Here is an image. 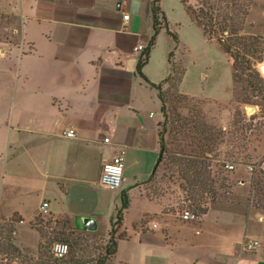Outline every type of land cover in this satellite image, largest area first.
Returning a JSON list of instances; mask_svg holds the SVG:
<instances>
[{
  "label": "crops",
  "instance_id": "1",
  "mask_svg": "<svg viewBox=\"0 0 264 264\" xmlns=\"http://www.w3.org/2000/svg\"><path fill=\"white\" fill-rule=\"evenodd\" d=\"M150 2L17 0V10L0 8L17 17V42L0 47V217L21 218L15 230L20 248L39 245L32 222L43 201L48 213L76 226L77 216L95 217L98 227L103 218L107 234L126 189L124 237L106 264H264V242L247 249L244 241L263 237L261 215L256 226L246 217L251 209L217 208L193 222L175 207L165 210L149 192L159 154L160 100L137 72L141 52L134 46H146L153 33ZM160 5L181 34L174 11L165 0ZM170 7L190 31H200L205 48L213 46L180 0ZM173 48L160 29L142 67L149 81L169 74ZM185 81L186 75L182 92L209 97L191 93ZM67 127L75 128L74 137L62 134ZM119 150L125 152L123 181L111 190L99 176Z\"/></svg>",
  "mask_w": 264,
  "mask_h": 264
},
{
  "label": "rangeland",
  "instance_id": "2",
  "mask_svg": "<svg viewBox=\"0 0 264 264\" xmlns=\"http://www.w3.org/2000/svg\"><path fill=\"white\" fill-rule=\"evenodd\" d=\"M167 2V9L171 15L174 14L178 20L177 25H181V34H178L179 44L172 50L173 60L179 62L176 64L177 73L175 79L172 83H176L179 78L182 79L186 75L185 85L188 91L194 94L207 95L204 96H194L198 101V107L202 109L207 123H212L218 128H221L225 133V139H235L237 144L242 143L245 148L235 147L231 144H222L219 150L220 159L217 162H225V166L222 167L221 176H226L223 187L220 183L216 184L217 187V198L214 202L207 200V208L209 209H229V210H239L248 211L251 209L253 214H246L247 219L252 220L251 223L259 224L256 219V215L262 216L261 221L264 222V210L256 209L247 201L246 196L250 188V178L252 174H257L264 178V115L259 112V105L254 104V100H257L256 96L251 95L250 102H244L245 95L250 96L249 92L242 90L244 83L234 82L233 86L230 87V80L233 79L232 76V60L223 52L215 39H209L205 33V37L212 41L213 46L205 48L203 46V41L198 31L193 32L186 27L185 23L181 22V15L177 12V9H171V4L175 0H165ZM189 0V4L192 8V14L198 18L200 16V8L206 6H212L215 10L216 19L219 20L223 15L227 14L226 26L227 29L221 33L225 38H234L235 34L230 33V29H233L234 24H240L242 29L239 31L240 34L251 35L252 33L258 39V44L256 45V53L254 56H250L252 61V67L249 71L251 76L257 81L256 70L262 74L264 78V0ZM177 2V0H176ZM0 8L2 10L10 11L11 9L17 10V0H0ZM0 9V47L4 44L16 43L17 42V17L11 13H7ZM187 11V10H186ZM188 13V12H187ZM221 16V17H220ZM202 18V17H199ZM220 21H215L218 24ZM197 25V24H196ZM198 26V25H197ZM184 27L185 30H184ZM176 30V29H175ZM199 30V29H198ZM230 36V37H229ZM183 39H182V38ZM187 40L189 47L191 49L192 56L188 53L186 47L183 45V41ZM173 40V39H172ZM182 40V41H181ZM185 42V41H184ZM171 52V51H170ZM169 52V53H170ZM189 54V55H188ZM261 60V61H260ZM169 73L171 72V62ZM208 68H206V66ZM184 66V74L183 72ZM181 73V74H180ZM205 74V75H204ZM232 76V77H231ZM181 79V80H182ZM181 83V81H180ZM180 86V85H179ZM178 86L177 92L183 93ZM175 91V90H174ZM166 92L170 94L174 93L173 90L168 89ZM242 92V93H241ZM176 93V91H175ZM243 94V95H242ZM245 94V95H244ZM190 96L189 94H187ZM215 98V99H214ZM175 99H173L174 101ZM1 102V101H0ZM174 104H183L174 102ZM2 106V105H1ZM180 105L175 107L174 114L172 113L170 117L173 119L176 117ZM253 107L252 110L248 111L247 107ZM2 109L4 106L1 107ZM253 114H257L254 120L251 122L254 126H258V129L248 132L246 138L242 140L232 138L235 131V122L238 118L245 117L243 121L248 122L249 117ZM163 120L161 113V103H160V113L158 122ZM170 131L165 134L169 147L173 145L170 144L172 135ZM225 151L228 152L225 154ZM169 158L165 157L162 163L157 168L153 178L149 181L148 188L150 193L155 197L161 198L163 201L164 209L177 208L181 213L183 210L188 209L191 212L193 210L196 212L194 205L192 206L193 200H189L188 194L180 186L183 181L179 178V175L174 170V166L170 169ZM233 164V168L229 169L226 165ZM213 175L219 171L218 166H212ZM257 172V173H255ZM262 173V174H261ZM97 192H103L102 189L97 188ZM243 211V212H244ZM194 213V212H193ZM183 219H188L181 215ZM201 216V215H199ZM195 219H188L198 221L200 217ZM78 217V216H77ZM2 218L4 220H2ZM12 218V217H11ZM17 220V215H14ZM9 218L3 216L0 217V264H34L37 260L39 253L37 248L28 247H18L21 250V254L13 251L12 247H9V243L15 244V230L17 227V222L11 223L8 221ZM67 218L64 216L51 215L47 211H39L33 222L37 226L43 228V232H46L44 239H40L39 244L43 241L47 244L48 254H53L50 251V245L55 240H61L68 244L69 250L71 249V243L79 240L78 247L82 250L84 249L85 255L91 254H102L103 246L106 243L107 234L102 231L106 226V221L103 218H99V227L95 231H90V233H80L77 230V226L71 224ZM77 220V218H76ZM254 221V222H253ZM129 222V220H128ZM60 232H64L63 236ZM262 238L259 239L261 245L264 242V225L261 229ZM54 236H62V238H55ZM250 236H246L244 241L246 242ZM39 246V245H38ZM70 252V251H68ZM25 256V257H24ZM66 256V255H65ZM64 256V257H65ZM34 257V258H33ZM30 258H33L34 261ZM63 258V257H62ZM27 259V262H26Z\"/></svg>",
  "mask_w": 264,
  "mask_h": 264
},
{
  "label": "trees",
  "instance_id": "3",
  "mask_svg": "<svg viewBox=\"0 0 264 264\" xmlns=\"http://www.w3.org/2000/svg\"><path fill=\"white\" fill-rule=\"evenodd\" d=\"M160 1L161 0H151L150 2L153 33L149 38L147 45L141 51L136 65L137 72L142 75L151 87L157 90L163 116V120L158 122L159 154L148 181L153 178L157 168L164 158H169L171 163V166H169L170 169L174 166L175 172H177L179 178L183 181L180 183V186L187 192L189 200H193L191 205H194V208H196V212L194 210L193 212L197 216H202L208 210L207 199L210 198L209 201L214 202L217 198L218 191L216 184L220 183L223 187V185H225L224 181L227 179L226 176L220 175L223 171L222 167L225 166V162H217L220 159V146H222V144H231L235 147L238 146L241 149L245 148V145L242 143L237 144L235 139H225V133L221 128L216 127L212 123L206 122L202 109L198 107V101L194 96H188L187 94L177 92L182 76L176 83H172V80L175 79L177 73L176 64L179 63L173 60L172 51L169 53L171 72L163 80L158 83H153L142 74V67L148 61L151 48L155 44L156 35L160 29L163 28L173 39L175 47L179 44L178 33L168 23L165 13L161 8ZM180 1L185 6L192 20L202 29L203 33H205L209 39H215L223 52L228 54L231 58L234 82L241 83L242 81L244 83L242 90L250 93V96L249 94H244V102H250L251 95L256 96L257 100H254L253 103L260 106L259 112L263 111L262 115H264V79L257 69V81L255 82L249 72L252 67L250 56L255 55L256 45L258 44V39L255 34H240L239 31L242 27L240 24H234L233 29H230V33L235 34L234 38H225L221 32L227 29L225 23L227 14L225 17L224 15L222 17L220 16L221 18L219 20H214L216 19L215 16L219 17L218 14H214L217 9H214L211 5L204 8L203 5L199 10V17L202 18H196L192 14V8L188 3L189 0ZM206 2L207 1L205 0V5L207 4ZM215 21L220 22L216 24ZM184 71L185 69L183 66L182 75L184 74ZM168 89L173 90L174 93H169L168 95L166 92ZM173 99L175 100L173 101ZM174 102L183 104H174ZM178 105H180V109L175 113L176 117L172 119L170 115L172 113L174 114L175 107ZM256 116L257 114L251 115L249 117V120L251 121L248 122L243 121L245 117L238 118L235 122L236 132L233 134L232 138L236 137L240 139L239 136H241L243 140L248 136H246L248 132L258 129V126H254L251 123ZM168 131H170L171 134L174 132L170 141V144L173 145L172 147L168 146L169 143L167 137H165V134H167ZM226 153L228 152L225 151V154ZM213 165L219 167V171L216 173L218 175L216 176L213 175ZM246 199L254 208L264 210L263 177L257 176V174H252L250 178V188ZM128 205V194L126 189H124L121 191V206L117 209L115 217L110 220V228L107 233V239L103 246L102 254L85 255L84 249L82 250L78 247L79 240L75 239L76 241L71 243L70 252H68L65 257L54 258L51 254H48L47 244H44L45 242L42 241L37 249V252L39 253L37 260L34 261V257L30 259L34 261V264H106L116 251L118 239L124 237V232L120 229L122 226L123 214ZM14 215L12 218L10 217L8 221H11V223L19 222L21 218L17 216L16 220ZM2 220L4 219L2 218ZM64 222L67 223L68 220H64ZM32 225L38 231L40 239H44L46 232H43V228L37 226L35 222H32ZM77 230L80 233H90V231L79 230L78 228ZM60 234L63 236L64 232H60ZM62 236L54 237L62 238ZM9 247H12L13 251L21 254V250L13 244L9 243Z\"/></svg>",
  "mask_w": 264,
  "mask_h": 264
},
{
  "label": "built area",
  "instance_id": "4",
  "mask_svg": "<svg viewBox=\"0 0 264 264\" xmlns=\"http://www.w3.org/2000/svg\"><path fill=\"white\" fill-rule=\"evenodd\" d=\"M128 14H123V18L127 19ZM145 46L142 43H138L134 46V50L141 52ZM261 74V73H260ZM262 76V74H261ZM263 77V76H262ZM264 79V78H263ZM62 134L66 137H74L76 135V130L74 127H67L62 131ZM108 141V137L104 138ZM125 164V152L124 150H119L113 155V157L104 162L101 166V172L99 176L100 183L108 189H117L121 186L123 181V170ZM229 169L233 168V164L226 165ZM48 208V202L43 201L40 204V210L46 211ZM182 215L188 219H195L198 216L188 209L182 211ZM260 242L258 239H248L245 242V247L247 249H254L259 246ZM50 251L56 258H62L67 255L69 251L68 244L61 240H55L50 245Z\"/></svg>",
  "mask_w": 264,
  "mask_h": 264
},
{
  "label": "water",
  "instance_id": "5",
  "mask_svg": "<svg viewBox=\"0 0 264 264\" xmlns=\"http://www.w3.org/2000/svg\"><path fill=\"white\" fill-rule=\"evenodd\" d=\"M252 109L253 107H247L248 111ZM76 224L79 229L86 231H95L98 227L97 220L93 216H78Z\"/></svg>",
  "mask_w": 264,
  "mask_h": 264
}]
</instances>
